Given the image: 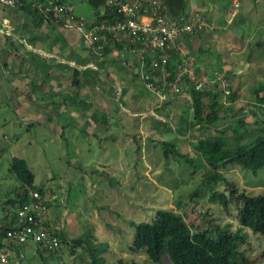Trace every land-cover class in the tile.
I'll return each mask as SVG.
<instances>
[{
  "label": "rangeland",
  "instance_id": "1",
  "mask_svg": "<svg viewBox=\"0 0 264 264\" xmlns=\"http://www.w3.org/2000/svg\"><path fill=\"white\" fill-rule=\"evenodd\" d=\"M64 1L72 6L75 15L90 21L93 9L87 2ZM227 1L230 0L222 2ZM235 2L237 7L232 4L228 17L223 16L221 20L225 24L231 20L227 30L208 28L205 31L204 25L209 23L207 16L188 13L202 18L203 25L178 39L184 38L187 42L193 36L196 43L190 49L194 56L183 46L178 54L184 59L179 58L175 63L177 74L186 76L185 86L189 84V69L197 78H220L217 86L205 83L200 90L221 92L226 85L227 93L223 92L221 100L233 104L235 110L218 122L219 125L240 110L252 108L258 98L264 97V91H254L264 84V0ZM213 12L216 16L222 13L219 7ZM4 18L7 24L1 23ZM227 31L241 38L234 43L239 48H233L228 41ZM28 33L29 37L34 35L42 41L31 45ZM222 33L225 41L207 42L209 37L214 40L213 35L218 37ZM57 35L61 39L57 40ZM249 36L250 41L241 42ZM101 39H104L101 44L99 38L89 43L73 28L55 20H50L49 25H33L19 7L0 6V225L12 211L6 202L13 188L19 186L8 172L10 160L15 156L27 162L34 174V184L45 187L50 225L62 230L68 243L72 239L87 243L93 237V244H104L102 264H152L144 251L129 249L134 229L130 222L150 220L159 208L178 210L187 215H184L187 222L198 226H228L232 232L243 230L239 250L257 260L256 264H264L263 237L240 227L233 204L228 211L223 210L201 184L205 168L200 167L194 145L200 137L211 136L213 132L202 134L192 130L189 133L193 117L189 92L184 87L178 93H171L168 88H147L141 69L134 62L133 53L138 48L123 49L119 53L114 50L112 55L102 56L105 46L111 49L114 46L112 37L105 35ZM257 42L262 47H256ZM97 44L101 45L99 49ZM88 48L95 53L93 58ZM198 50L202 52L201 57L207 56L208 59L204 58L207 61L214 58V50L225 65L207 63L206 68H196ZM205 50H211L209 55L204 54ZM53 57L71 66H77V60L88 59V64L78 69L96 70L98 85L95 88L84 83L79 88L72 86L70 71L49 66L51 61L46 59ZM219 68L222 69L220 76L215 74ZM184 69L188 73H182ZM224 69L230 70L227 75ZM229 88L233 90V99ZM163 94L165 99H161ZM259 112L264 120V102ZM149 114L164 123L146 117ZM101 116H105L106 124L100 120ZM247 117L248 131L238 140L241 145L249 144L259 130L264 132V123L255 125ZM163 141L169 145L168 158L163 155L164 147L160 144ZM236 142L230 139L229 144ZM170 149L187 156L191 164L173 155ZM223 175L248 194L264 192V174L254 176L230 167ZM214 189L226 191L223 182H218ZM68 243H59L53 253L33 244L24 245L22 259L9 250V264L90 261L82 247L71 250ZM162 264H169V260L164 257Z\"/></svg>",
  "mask_w": 264,
  "mask_h": 264
},
{
  "label": "trees",
  "instance_id": "2",
  "mask_svg": "<svg viewBox=\"0 0 264 264\" xmlns=\"http://www.w3.org/2000/svg\"><path fill=\"white\" fill-rule=\"evenodd\" d=\"M40 1L44 3L51 1L69 4L64 0ZM160 2L165 13L172 20H178L181 17L187 16L185 0H160ZM87 3L92 7L95 14L92 20L85 23L87 28L99 27L103 23H114L122 20V16L117 14L115 9L107 6L104 0H87ZM19 8L30 17L33 25L40 26L43 23L49 25L50 20L64 24L63 19L55 18L51 14H41L27 0H23ZM72 16L73 19H78L74 16V13ZM108 37L111 38L109 35ZM56 39H61V36L57 35ZM38 40V37L34 35L29 37L28 35V42L31 45H35ZM40 40L39 42L42 41ZM54 42L51 43L53 44ZM113 46L114 49H111L110 46H105L102 50V56H110L114 50L119 53L123 49H129L124 41H115L114 39ZM88 52L91 58H93L95 53L90 48H88ZM169 54L170 61L168 62L167 70L170 74L168 80L174 81L177 75L174 63L177 52L170 51ZM133 57L135 66L139 67L141 63L140 56L137 52H134ZM47 60L51 61L49 66H61L70 71L71 85L74 87L79 88L83 83L90 84L93 88L98 85L96 70L91 68L78 69V66L88 64V59L77 60V66L61 64L54 57ZM143 62H145L144 64L147 67L148 58H143ZM185 77L183 81L186 80ZM201 77L199 76L198 78ZM133 78H137V75H133ZM80 79L84 81L81 82ZM211 80H214L212 85L215 86L220 84L221 81L216 78H211ZM223 80H226V77ZM184 88L189 92L192 101L193 117L189 124V133L192 130L200 131L202 134L213 132L211 136L200 137L194 145V149L200 157L197 159L200 162V167L205 168L202 186L211 193L212 199L217 201L223 210L228 211L230 204H233L235 207V219L240 227L250 230L264 239V192L255 195L248 194L246 190L240 189L234 183L227 181L223 175V172L230 167H237L239 170L254 176L264 174V132L259 130L260 133L247 145H241L238 142V140L242 139L244 132L248 131L247 116L253 119L252 122L255 125L264 123L259 112L264 102V97L258 98L257 104L252 108L240 110L236 115L231 116L225 124L219 125L217 124L218 122L225 120L235 110L233 104H228L221 100L223 91L200 90L195 88V84H188L186 86L184 84ZM228 90H230L229 94L232 95L233 99L232 90L230 88ZM254 91L256 93L263 92L264 85L259 86ZM122 94L120 95L121 98ZM156 111L159 112L160 109ZM146 117L154 120L156 123H164V121L154 119L151 114ZM100 120L104 124L107 123L105 116H101ZM230 139L237 142L230 145ZM160 144L164 147V157L168 158V143L163 141ZM172 153L173 155H177V157L184 158L186 164H191L192 160L187 156L180 155L174 151ZM8 172L14 177L19 186L13 188L12 196L6 202L8 208L12 211L7 213L3 224L0 225V249L7 245L6 233L13 229L12 227L16 220V209L29 203L31 199L29 193L36 191L42 197L46 196L45 187L34 184V174L24 159L12 157ZM218 182L225 184L226 191L222 192L214 189ZM48 208L47 204V210ZM8 215L10 216L9 218ZM184 215L186 214H182L172 208H159L155 210L150 220L135 223L130 222L134 229L129 249L132 251H144L152 264H162L164 257L169 260V264H256L257 260L246 256L239 250V246L244 238V234H242L244 233L243 230L232 232L228 229V226L215 225L213 228L198 226L191 221L187 222ZM46 224L50 226L58 237L60 244L68 243L62 230H56L55 227L50 225L49 221ZM92 240L93 237L90 242L86 243L80 239H72L68 244L72 246L71 250L74 247L80 246L88 253L90 261L85 264H102L104 259L101 254L106 251L103 248L104 244H93ZM11 248L14 249L13 247ZM262 257L264 258V251Z\"/></svg>",
  "mask_w": 264,
  "mask_h": 264
},
{
  "label": "built area",
  "instance_id": "3",
  "mask_svg": "<svg viewBox=\"0 0 264 264\" xmlns=\"http://www.w3.org/2000/svg\"><path fill=\"white\" fill-rule=\"evenodd\" d=\"M87 2V0H83ZM105 4L116 10L122 16V20L114 23H103L99 27L87 28L82 18L73 19V8L66 3L41 2L37 0L31 5L43 15L51 14L53 17L63 19L65 27L73 28L85 41L100 39L111 36L115 41H124L128 48H138L135 52L140 56L142 78L146 87L155 90H163L178 93L184 87L183 77L177 74L174 81H169L167 70L170 61V51L177 52L178 39L184 35L192 34L197 28L203 25L202 18L187 14L178 20H172L164 11L160 0H104ZM23 0H0V6L17 8ZM233 6L237 7L234 1ZM102 34H100V33ZM101 45L97 44L99 49ZM148 58V66H145L143 58ZM189 84H195V88H201L202 84H213L214 80L197 78L194 72L189 69ZM188 71L184 69L182 73ZM216 79H220L216 77ZM206 83V84H205ZM158 86V87H156ZM156 87V88H154ZM181 88V89H180ZM226 85L223 92L227 93ZM163 94L161 99H165ZM30 201L15 211L16 220L13 229L6 233L7 245L0 250V264H9V250L16 253L19 258L24 255L21 247L33 244L46 252H54L59 247V239L50 226L46 223L47 201L38 192L29 193ZM13 247L14 249H12Z\"/></svg>",
  "mask_w": 264,
  "mask_h": 264
},
{
  "label": "crops",
  "instance_id": "4",
  "mask_svg": "<svg viewBox=\"0 0 264 264\" xmlns=\"http://www.w3.org/2000/svg\"><path fill=\"white\" fill-rule=\"evenodd\" d=\"M35 1H37V0H27V2L29 3H33V2H35ZM222 1H224V0H185V2H186V7H187V14L188 13H201V14H203V16H207V22H209L208 23V25H204V30L205 31H209V29H215V30H218L219 32H222L223 30H227L228 29V25H229V23L231 22V20H230V22H228V20L226 21V24L224 23V21L222 22L221 20H222V18H223V16L224 17H228V15H229V13L232 11V9H231V7H233L232 6V2L233 1H236V0H230L229 2L227 1L225 4L222 2ZM228 5H229V7H228ZM218 7L220 8V10H221V15L220 16H216V15H214L215 13L213 12L212 13V11H216L217 9H218ZM73 13H74V10H73ZM74 16H76L77 18H82V19H84L85 20V18H83V17H81V16H77V15H75L74 14ZM95 17V14H94V12H93V16L91 17V18H89L88 20H92L93 18ZM231 17V16H230ZM5 22H7V20H6V18H4V19H2V21H1V23L3 24H7V23H5ZM225 26V27H224ZM227 26V27H226ZM209 28V29H208ZM229 30H230V27H229ZM208 33V32H207ZM227 33L230 35L229 37H228V41H231V43L233 44V46H234V43H236V40H238V39H241L240 37L239 38H237V36L235 35V33H231L230 31L228 32L227 31ZM30 33H28V35H29ZM224 34L222 33V35H220V36H218V37H220V38H218L217 37V35H213V37H214V40H211V38L209 37V40L208 39H206L207 40V42H212V43H214V44H216V42H218V41H220V39H223V36ZM202 36V35H201ZM203 37V36H202ZM184 39V38H183ZM183 39H180L178 42H177V47H178V51H177V54H176V57H175V59L174 60H176L174 63H176V62H178L179 61V58H181V59H184L183 58V56H179V51H181V48L183 47V46H186L187 47V50H188V53H190V54H192L193 56H194V51L193 50H190V49H193V46L196 44L195 42H194V37L193 36H191V37H188L187 38V42H184V40ZM203 39H205V38H203ZM250 39H251V37L249 36V37H245V38H243L242 40H241V42H244V43H247L248 41H250ZM205 40V41H206ZM224 40V39H223ZM81 41V40H80ZM225 41V40H224ZM224 41H221V42H224ZM195 43V44H194ZM36 44H38V42L36 43ZM215 46V45H214ZM262 47V44H260V42H257L256 43V47ZM213 47V46H212ZM233 48H239V45L236 47V46H234ZM232 49V48H231ZM244 49V48H243ZM237 50V49H236ZM239 50V49H238ZM198 52V54L196 53L195 54V58H196V68H201V67H205L206 68V64L207 63H209L210 65L212 64V66H217L216 64H217V62H219L220 64H219V66L221 65H225V64H223L224 63V61L222 60V57H221V55L219 54V53H215L214 52V50H212V52L214 53L212 56L214 57V58H212L210 61H207V60H205L204 58H207V56H203V57H201V50H198L197 51ZM201 52V53H200ZM204 52V54H208L209 55V52H211V50H205V51H203ZM232 52H236V51H233L232 50ZM231 53V52H230ZM261 53V52H260ZM208 59V58H207ZM222 63V64H221ZM209 65V66H210ZM249 65V64H248ZM201 66V67H200ZM226 67V66H225ZM202 69V68H201ZM228 69H230V68H228ZM221 68H219L217 71H216V75H218V76H220V72H221ZM224 72H225V74L227 75L228 74V71H230V70H226V69H224L223 70ZM264 85V84H263ZM233 91V90H232ZM262 106H263V104H262ZM247 119H248V117H247ZM246 119V121H248Z\"/></svg>",
  "mask_w": 264,
  "mask_h": 264
}]
</instances>
